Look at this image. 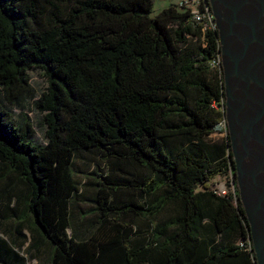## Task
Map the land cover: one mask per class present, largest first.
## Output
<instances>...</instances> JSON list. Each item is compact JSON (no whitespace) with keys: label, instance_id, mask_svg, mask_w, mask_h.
<instances>
[{"label":"trees","instance_id":"obj_1","mask_svg":"<svg viewBox=\"0 0 264 264\" xmlns=\"http://www.w3.org/2000/svg\"><path fill=\"white\" fill-rule=\"evenodd\" d=\"M153 1L0 0V176L44 264H257L229 131L209 140L225 119L218 30L178 5L151 17ZM31 71L47 82L43 145L13 115L35 97ZM91 151L103 165L81 181ZM229 171L235 198L212 190Z\"/></svg>","mask_w":264,"mask_h":264},{"label":"water","instance_id":"obj_2","mask_svg":"<svg viewBox=\"0 0 264 264\" xmlns=\"http://www.w3.org/2000/svg\"><path fill=\"white\" fill-rule=\"evenodd\" d=\"M217 23L225 118L257 264H264V0H207Z\"/></svg>","mask_w":264,"mask_h":264},{"label":"rangeland","instance_id":"obj_3","mask_svg":"<svg viewBox=\"0 0 264 264\" xmlns=\"http://www.w3.org/2000/svg\"><path fill=\"white\" fill-rule=\"evenodd\" d=\"M177 4L178 0H154L152 12L149 15L154 17L164 9L169 8L171 5ZM30 74L35 97L28 99L23 104V107L14 108L13 115L14 118L19 121L20 113L27 114L34 125V144L43 145L45 143V126L43 124V117L41 114L36 112L34 104L41 93L45 90L47 82L38 71H31ZM209 140L224 143L225 136L220 133H214L209 136ZM99 164L101 166L103 165L95 151L81 153L78 155L75 159V166L79 171V173H77V175H79V180L83 181V176H86V174L92 170L94 165ZM122 168L124 171L130 170L125 166H122ZM9 175H11V173L8 170L6 174L4 173L0 176V189L5 183H7ZM89 177L94 178V176ZM214 181L224 182L225 178L218 176L214 179ZM83 194L86 197H90L92 195V191L89 188H84ZM81 207L84 211L90 209V206L86 203H84ZM73 212L75 213L74 208ZM87 218L90 219L92 216L88 215ZM31 227L34 228L35 225L33 221L30 220V214L27 207L22 204L20 206L17 205L16 198L13 193H10L9 197H7L5 201H0V264H44L46 262L49 257L50 249L47 246H44L45 242H43V240L35 245V238H33ZM19 232L21 234H18ZM3 240L16 252V257H14L11 252L6 251L1 244V241Z\"/></svg>","mask_w":264,"mask_h":264},{"label":"built area","instance_id":"obj_4","mask_svg":"<svg viewBox=\"0 0 264 264\" xmlns=\"http://www.w3.org/2000/svg\"><path fill=\"white\" fill-rule=\"evenodd\" d=\"M180 8L189 10L191 12L192 20L202 26L203 30H218L217 23L213 16L212 11L209 9V4L207 0H178L177 4ZM218 63L213 62L212 66H216ZM215 108L218 106L215 104ZM225 111V107L223 108ZM228 131V126L226 118L219 122L215 127V133H220L226 136ZM224 182H216L212 186V190L215 194L221 197L233 196L235 198L236 188L233 171L224 177Z\"/></svg>","mask_w":264,"mask_h":264},{"label":"crops","instance_id":"obj_5","mask_svg":"<svg viewBox=\"0 0 264 264\" xmlns=\"http://www.w3.org/2000/svg\"><path fill=\"white\" fill-rule=\"evenodd\" d=\"M14 175V178H16L17 176L15 175V174H13ZM13 177V176H12ZM5 184H4V186L3 187H1V189H0V201L2 202V200H6L7 199V195H6V192H5ZM25 191V185L23 184V183H20V185H19V190H18V192H24ZM77 204L75 205V206H83V204H84V202H82V200L81 199H79L77 202H76ZM23 205V204H22ZM37 238L39 239V242H42L41 240V238H40V236L37 234Z\"/></svg>","mask_w":264,"mask_h":264}]
</instances>
